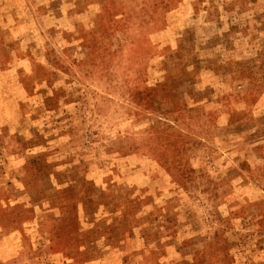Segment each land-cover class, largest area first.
<instances>
[{
  "label": "rangeland",
  "instance_id": "rangeland-1",
  "mask_svg": "<svg viewBox=\"0 0 264 264\" xmlns=\"http://www.w3.org/2000/svg\"><path fill=\"white\" fill-rule=\"evenodd\" d=\"M0 264H264V0H0Z\"/></svg>",
  "mask_w": 264,
  "mask_h": 264
}]
</instances>
